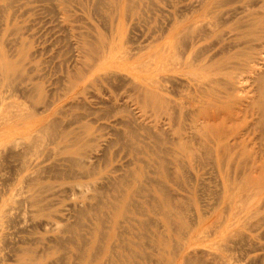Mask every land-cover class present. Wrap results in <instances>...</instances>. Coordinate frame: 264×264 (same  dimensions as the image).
Masks as SVG:
<instances>
[{"label":"bare ground","instance_id":"1","mask_svg":"<svg viewBox=\"0 0 264 264\" xmlns=\"http://www.w3.org/2000/svg\"><path fill=\"white\" fill-rule=\"evenodd\" d=\"M14 1L0 0V264H264V0H74L107 8L106 33L73 0ZM22 5L70 39L54 72L12 37ZM118 75L136 107L93 86Z\"/></svg>","mask_w":264,"mask_h":264},{"label":"rangeland","instance_id":"2","mask_svg":"<svg viewBox=\"0 0 264 264\" xmlns=\"http://www.w3.org/2000/svg\"><path fill=\"white\" fill-rule=\"evenodd\" d=\"M16 1L17 0L14 1L15 4L21 3V2H23L21 4H24V2H26L28 0H26V1L25 0H19L20 2H16ZM30 1H32V0H30ZM174 1H176V0H174ZM36 3H38V2H36ZM92 4L93 3L90 2V6L93 7ZM24 5H22L21 7L26 8ZM68 5L70 6V10L71 9L73 10V11L71 10V12H73L74 15H75V13L77 15H79V16H75V18H74V15L72 13V18H74V20H76V22L78 24H81L82 23L84 26H87L88 28H92L91 27L92 24H95L94 29L96 31L101 32V33H106V31H109L107 29L108 28H111L110 27V23L109 22L107 23V21H108L107 19L109 17L108 16V10H107V8H105L103 11L102 10H99L100 13L99 12L97 13L98 10L96 12L95 11H92V9L91 10H86V9H84V7L82 5H80L79 3H77L74 0L71 3H69ZM24 8H21V10H23ZM28 8L29 7H27L26 9H24V11L26 12V14H24L22 16H19V18H18V21H20L19 23H20V26H21L20 31L17 33V35H12V37L19 36V33L23 34V35L20 34V36L18 37V40L19 41H22V42L23 41H27V48L25 50L28 51L30 54H32L31 56L34 59L32 61V64H34L35 66H38V67H40L42 69H43V67L44 68L46 67V69H43L42 70L44 72H46V71L47 72H54L55 69L60 66V64H61L60 61H63V57L64 56H67V55H65L66 53H64V52L67 51V54H68V52L71 51V50H69V49L72 48V46H70L71 45L70 44L71 42L69 41L70 39L67 36V34L65 33V31L63 33V31H62L61 27L59 26L58 22L52 16L51 11H49L47 9H44L43 7H37L36 5L31 6L30 9H28ZM76 8H79L80 11L78 9H76ZM101 14L103 15V17H102ZM82 15H83V17H82ZM106 15H107V17H105ZM93 16L95 18H93ZM100 17L103 19L104 22L102 21V19ZM104 17H105V19H104ZM100 19H101L102 22L100 21ZM103 23H105V25L107 24L109 26L106 25L107 27L106 26L103 27V25H104ZM101 25H102V27H101ZM130 29H131L130 30V36L133 37L132 38L133 40H136L137 39V34L142 35L139 38V41L135 44V46L142 44V47H140V48L142 50H144V51H141L140 50V52L141 53L142 52L143 53L148 52L149 51V48L148 49L146 48L147 47L146 44L148 45L149 40L146 39V37H145V34H146L147 30H145V28H143L141 30L143 32V34H142V32L140 30L138 31L135 28L134 29L130 28ZM22 31H23V33H22ZM25 31H27V32H25ZM140 32H141V34H140ZM29 33H31V34H29ZM64 36H66L67 38L64 37ZM12 37H10V39ZM139 42H141V43H139ZM66 48H67V50H66ZM143 60H141L142 63H140L141 61H136L135 64L136 63H138V64L140 63L139 65H144V66L147 65V63H145ZM146 60H148V58ZM39 62L40 63H43V64H40ZM57 62H59V63H57ZM128 63H129L128 65H132V63H134V62L133 61L132 62L129 61ZM111 69H113V71H116V72H119V73L121 72L123 75L128 72L124 68H119V67H112ZM118 76H120L121 78L119 77L120 78L119 79L117 77L116 79L115 78L110 79V80H113V81H110V80H108V78H106V80L107 81H110V82H107L106 80L104 81V79H102L101 82H96L97 84L95 83L93 86H95L96 87V90H98L99 92H101L102 90H104L105 87H108V90H110V93L112 94V97L114 96L113 99L115 100V102L117 101L118 104L119 103L120 104H122V103L125 104L124 102H126L129 105H133V107H136L134 105H136L137 102H135V101L133 102V99L135 100V98L133 96H134V93H136V91H134L135 89L132 88L133 85H130L129 83L127 84L126 78H124L125 76L123 77V79H122V76L121 75H118ZM114 79H115V81L117 80V82H115ZM118 79L120 81H118ZM87 81H88V79H86L85 83ZM127 81L129 82V80H127ZM105 82H107V83H105ZM112 82H115L116 84L115 83H112ZM111 83H112V85H111ZM123 83H125L126 85L125 84L123 85ZM114 85H117L118 87L117 86L114 87ZM111 86H113V89L111 88ZM128 86H129V88H128ZM91 88L92 89L89 90V92L87 93V95L89 96L90 99L96 100L97 98L95 96V93H97V92L95 91V89H93V87H91ZM114 88H116L117 90L114 89ZM126 88H128V89H126ZM123 91L124 92H127V93L125 94ZM114 92H116V93L118 92V93L116 94ZM130 92H131L132 95L130 94ZM113 93L116 96L113 95ZM124 97H125V99H124ZM130 97H131V100L132 101L129 99ZM118 98H119V100H118ZM129 100H130L131 103H129ZM145 112H146L147 115H150L151 114L150 109L149 110H146Z\"/></svg>","mask_w":264,"mask_h":264}]
</instances>
